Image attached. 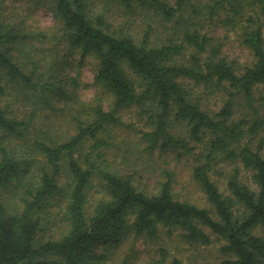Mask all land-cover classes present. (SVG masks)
<instances>
[{
    "label": "trees",
    "instance_id": "1",
    "mask_svg": "<svg viewBox=\"0 0 264 264\" xmlns=\"http://www.w3.org/2000/svg\"><path fill=\"white\" fill-rule=\"evenodd\" d=\"M47 2L56 38L0 25V264H130L119 256L124 242L160 227L200 246L211 243L209 229L224 242L220 264H264V237L253 232L264 227V106L255 98L264 0ZM215 17L236 30L249 64L221 54L209 32ZM61 45L80 54L78 66L94 59L108 110L79 98ZM128 108L146 119L137 131L146 153L190 159L201 203L177 197L170 173L148 190L137 172L112 166L102 135L130 127L118 116Z\"/></svg>",
    "mask_w": 264,
    "mask_h": 264
},
{
    "label": "rangeland",
    "instance_id": "2",
    "mask_svg": "<svg viewBox=\"0 0 264 264\" xmlns=\"http://www.w3.org/2000/svg\"><path fill=\"white\" fill-rule=\"evenodd\" d=\"M117 22L119 21L112 20V30L118 27ZM135 22L133 30L142 33L140 30L142 27H139L140 20L137 19ZM0 25L8 26L27 38L42 40L45 34L48 36L53 34L52 38H56L55 19L47 0H0ZM122 27L126 28V31L129 29L126 25ZM209 32L217 38L221 46V54L229 61H234L240 66L251 62L250 51L240 42L236 30L231 26L223 25L222 21L215 17L209 25ZM57 42L58 40H55L51 45ZM66 49V46H58L60 58L65 52L68 53L65 60L60 59V66L65 71L63 75L78 77L77 93L80 99L85 101L95 99L105 110H108L112 103L111 98L93 82L94 59L87 57L83 64L78 66L80 54ZM255 98L256 104L264 106V86L255 89ZM214 102L217 104L215 98L209 101L212 108L217 106ZM138 114L135 108L122 109L118 112V116L130 127L106 128L102 135L108 145L105 147L106 158L108 156L110 162L115 164L112 166L123 172H137L138 185L148 190H153L160 181H166L168 178L166 173H170L173 176L172 189L177 197L201 203L202 195L191 180V161L188 157L157 152L149 155L144 151V145L139 141L140 135L137 131L146 128V119L145 117L141 119ZM175 131L176 128L173 129V132ZM246 180L247 178L244 177V181ZM220 187L223 189L222 186ZM100 196L98 186L95 184L89 196L90 203L94 204ZM204 230L211 240L207 246L191 245L180 237L179 230L168 231L160 227L153 237L144 236L135 241L129 237L122 245V253L119 256L126 255L130 264H174V261L181 264H220L226 257L220 252L224 242L209 229L204 228ZM253 232L257 236L264 237V227L256 228ZM161 250H164L165 254H161ZM109 264H112V260Z\"/></svg>",
    "mask_w": 264,
    "mask_h": 264
}]
</instances>
